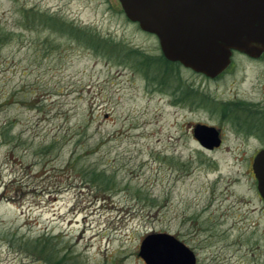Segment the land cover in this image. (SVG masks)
<instances>
[{
	"label": "rangeland",
	"instance_id": "1",
	"mask_svg": "<svg viewBox=\"0 0 264 264\" xmlns=\"http://www.w3.org/2000/svg\"><path fill=\"white\" fill-rule=\"evenodd\" d=\"M0 29V264H47L21 247L40 234L65 254L56 264H144L151 231L183 241L194 264H264L250 168L264 56L235 53L213 78L179 63L163 73L156 36L118 0H0ZM195 122L220 144L202 147Z\"/></svg>",
	"mask_w": 264,
	"mask_h": 264
},
{
	"label": "water",
	"instance_id": "2",
	"mask_svg": "<svg viewBox=\"0 0 264 264\" xmlns=\"http://www.w3.org/2000/svg\"><path fill=\"white\" fill-rule=\"evenodd\" d=\"M124 15L153 33L162 55L214 77L229 62L231 49L256 57L264 50V0H118ZM192 136L204 148L221 142L218 129L195 122ZM255 188L264 201V147L252 154ZM144 264H194L193 251L167 231H151L139 240Z\"/></svg>",
	"mask_w": 264,
	"mask_h": 264
},
{
	"label": "trees",
	"instance_id": "3",
	"mask_svg": "<svg viewBox=\"0 0 264 264\" xmlns=\"http://www.w3.org/2000/svg\"><path fill=\"white\" fill-rule=\"evenodd\" d=\"M8 36H9V34L6 31L0 29V46L8 38ZM156 59L161 60L162 63H164V66H162V68H161L163 73L166 72L168 68H170V67H167V64L178 63L177 61L173 62V61L167 60L161 54L157 55ZM174 65H176V64H174ZM221 72H219V73H221ZM161 76H163V75L161 74ZM162 82H163V80L159 79V83H162ZM237 111H238L237 113H235V114L233 113V116L237 119H239L240 117H242L243 114H245V112H242L243 110H241V111L237 110ZM240 113H242V114H240ZM229 114H230V112H229ZM241 124H243V125H240V126L238 125V126L242 130L251 126L246 121H242ZM245 130H246V132L251 131L250 128H247ZM0 133L2 134V136H5V133L3 131H0ZM85 172H86L87 176L91 177V178H96L99 175L103 176L102 175L103 173L101 171L95 172L93 168H89ZM21 244H22L21 245L22 248H24V249L27 248V250H30L31 253L36 254V256H38V258L42 259L43 262H46L47 264H56L61 259H63L65 257V254H58V250L55 247V244L51 241V239L48 235L40 234V235H37L31 239L23 240L21 242Z\"/></svg>",
	"mask_w": 264,
	"mask_h": 264
},
{
	"label": "flooded vegetation",
	"instance_id": "4",
	"mask_svg": "<svg viewBox=\"0 0 264 264\" xmlns=\"http://www.w3.org/2000/svg\"><path fill=\"white\" fill-rule=\"evenodd\" d=\"M160 49V48H159ZM235 53H240V54H242V55H246V56H249V55H247V54H245V53H243L242 51H239V50H236V49H231V53H230V56H229V62L228 63H230L231 62V60H232V56H233V54H235ZM160 54L162 55V53H161V51H160ZM163 56V55H162ZM261 56H264V50H262L260 53H259V55L258 56H256V57H252V56H249V57H252V58H259V57H261ZM167 60H169V59H167ZM170 61H173V60H170ZM174 62V61H173ZM178 62V61H177ZM179 63V62H178ZM180 64V63H179ZM228 65V64H227ZM226 65V66H227ZM224 70V69H223ZM222 70V71H223ZM219 74V73H218ZM217 74V75H218ZM217 75H215V76H217ZM214 76V77H215ZM210 78H213V77H210ZM157 79H160V78H157ZM259 113V112H258ZM258 115V114H257ZM252 116V115H251ZM259 117V116H258ZM257 120H259V122L261 123L262 122V120L263 119H261V117H259ZM259 122L258 123H256L257 125L259 124ZM220 134V133H219ZM258 193V192H257ZM259 195V194H258Z\"/></svg>",
	"mask_w": 264,
	"mask_h": 264
}]
</instances>
